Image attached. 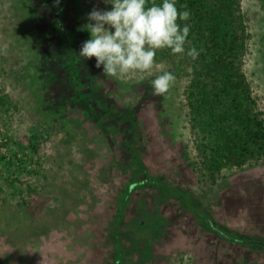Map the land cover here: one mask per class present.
Wrapping results in <instances>:
<instances>
[{
  "label": "rangeland",
  "instance_id": "rangeland-1",
  "mask_svg": "<svg viewBox=\"0 0 264 264\" xmlns=\"http://www.w3.org/2000/svg\"><path fill=\"white\" fill-rule=\"evenodd\" d=\"M239 2L250 37L243 71L264 112V3ZM55 4L0 0V264H106L113 251L108 227L130 177L122 166L130 161L131 138L153 172L191 191L217 221L264 239V158L225 170L215 183L193 167L199 161L187 97L193 61L155 60L144 73L109 77L79 52L91 38L88 14L112 5L66 0L65 47L54 27ZM164 71L176 81L166 96H156L151 81ZM100 100L113 114L97 107ZM126 116L137 124L133 132ZM158 198L168 225L148 264H264L263 251L216 237L158 190L137 189L128 218L142 200L154 210Z\"/></svg>",
  "mask_w": 264,
  "mask_h": 264
},
{
  "label": "trees",
  "instance_id": "trees-1",
  "mask_svg": "<svg viewBox=\"0 0 264 264\" xmlns=\"http://www.w3.org/2000/svg\"><path fill=\"white\" fill-rule=\"evenodd\" d=\"M66 0L55 4L54 27L59 33L58 44L69 46V33L60 18ZM152 0H149L151 4ZM161 4L162 0H155ZM264 3V0H262ZM187 4L191 17L178 21L190 26L186 50L195 47L200 55L196 60L187 55L179 58L170 49L158 50L155 60L178 59L193 61L190 91L187 94L192 112L190 130L199 161L193 163L202 176L212 183L225 171L246 165L259 164L264 158V112L259 110L250 82L243 71L249 32L238 15L239 0H176L178 9ZM69 61V60H68ZM189 61V64H190ZM78 70V69H77ZM190 75V73H187ZM113 114L104 101L97 106ZM130 129H136L133 117H124ZM134 138L127 141L130 149L129 164L122 166L129 181L119 192L116 211L108 227L113 251L106 264L153 263L155 242L165 234L168 220L160 212L159 204L147 210L142 200L137 216L128 218L127 211L137 189H155L161 197L174 199L186 209L206 231L234 245L264 252V239L242 234L217 221L191 191L179 189L164 175H157L139 152ZM122 165V163H121ZM136 256V259H134Z\"/></svg>",
  "mask_w": 264,
  "mask_h": 264
},
{
  "label": "clouds",
  "instance_id": "clouds-1",
  "mask_svg": "<svg viewBox=\"0 0 264 264\" xmlns=\"http://www.w3.org/2000/svg\"><path fill=\"white\" fill-rule=\"evenodd\" d=\"M59 0H57V3ZM111 10L93 8L88 14L85 28L91 38L84 41L79 57L95 58L96 68L103 66V73L109 77L132 72L144 73L153 68L158 50L170 49L173 55L183 58L187 55L196 60L200 52L191 47L186 50L190 33L188 21L191 12L188 5L176 6V0H105ZM114 29V31H112ZM176 77L169 71L157 75L151 81L153 94L166 96L173 87Z\"/></svg>",
  "mask_w": 264,
  "mask_h": 264
}]
</instances>
